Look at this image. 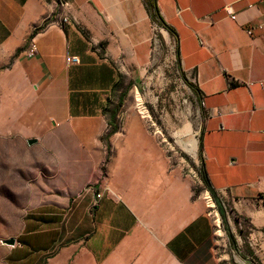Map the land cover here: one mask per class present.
<instances>
[{"label": "crops", "instance_id": "1", "mask_svg": "<svg viewBox=\"0 0 264 264\" xmlns=\"http://www.w3.org/2000/svg\"><path fill=\"white\" fill-rule=\"evenodd\" d=\"M68 1L46 24L54 0H0V148L28 196L7 263L219 264L210 218L147 131L107 137L117 86L164 31L145 0ZM156 2L207 113L202 171L264 264V0Z\"/></svg>", "mask_w": 264, "mask_h": 264}, {"label": "rangeland", "instance_id": "2", "mask_svg": "<svg viewBox=\"0 0 264 264\" xmlns=\"http://www.w3.org/2000/svg\"><path fill=\"white\" fill-rule=\"evenodd\" d=\"M157 24L166 37L158 33L154 61L134 80L123 76L121 92L126 93L122 104L117 106L118 131L127 125L147 131L170 162L171 169L180 172L191 194V203L201 205L213 224L219 264H251L255 249L251 240L253 227L248 219L222 203L226 212L224 219L201 178L200 135L207 113L190 85L193 84L190 76L182 69L174 35L160 22ZM190 136L196 138V143L186 148L180 141H187L186 137ZM0 149V264H8L6 257L12 246L5 242L19 234L28 196L25 182L19 179L18 166L11 165L9 157H2V145Z\"/></svg>", "mask_w": 264, "mask_h": 264}, {"label": "trees", "instance_id": "3", "mask_svg": "<svg viewBox=\"0 0 264 264\" xmlns=\"http://www.w3.org/2000/svg\"><path fill=\"white\" fill-rule=\"evenodd\" d=\"M145 2H146V5L148 7V10L150 11V13L152 15V18L154 19L155 23L160 22V24L170 34H172V35L175 36L174 30L163 20L162 16L160 15L156 0H145ZM186 82H188V81L186 80ZM190 85L192 87H194L195 91L198 94V90L195 88V86L193 84H190ZM119 87H121V84H119L117 86V88H119ZM125 93H121V95L119 96V100L117 102V105H115V110L110 113V119H109L110 129L108 131L107 137H110L111 135L115 134L118 131V126L116 124V117L118 115V107L117 106L122 104V101L124 99ZM200 150H201V148H200ZM201 178L204 181V183L206 184V186L208 187V189H209V191H210V193L212 195V198L214 199L215 203L219 207L220 214L225 219L226 218V212L224 211V208H223V205H222V201L219 199V197L216 195V193L211 189L210 184H209V181H208L205 173L202 171V169H201ZM230 211L233 212L234 210L233 209H230ZM262 231L264 232V229ZM250 262H251V260H250Z\"/></svg>", "mask_w": 264, "mask_h": 264}, {"label": "built area", "instance_id": "4", "mask_svg": "<svg viewBox=\"0 0 264 264\" xmlns=\"http://www.w3.org/2000/svg\"><path fill=\"white\" fill-rule=\"evenodd\" d=\"M54 6H55V9L52 11L50 16H48L46 18V22H45L46 24L52 18V15H55L57 13L58 9H61V14L63 12H65L67 10V8L69 7V1L68 0H54ZM226 11L232 18H234V13H233V11L231 10L230 7H226ZM68 22H69V18L67 16H64V17L61 18V23L62 24H65V23H68ZM155 24H156L155 27L157 29L158 24L157 23H155ZM36 52H37V48H36L35 42H34V40H31L30 43H29V48L27 49V54H28V56L33 57V56L36 55ZM67 63L70 64V65H76V64L80 63V60H79V58L77 56H68L67 57ZM100 196L101 195H99V197Z\"/></svg>", "mask_w": 264, "mask_h": 264}, {"label": "bare ground", "instance_id": "5", "mask_svg": "<svg viewBox=\"0 0 264 264\" xmlns=\"http://www.w3.org/2000/svg\"><path fill=\"white\" fill-rule=\"evenodd\" d=\"M188 140L187 141H184L183 139L180 141V143L186 147V148H192L195 143H196V138L195 137H186ZM218 224H219V221H218ZM219 232V231H218Z\"/></svg>", "mask_w": 264, "mask_h": 264}, {"label": "water", "instance_id": "6", "mask_svg": "<svg viewBox=\"0 0 264 264\" xmlns=\"http://www.w3.org/2000/svg\"><path fill=\"white\" fill-rule=\"evenodd\" d=\"M34 142V141H33ZM33 142H30V143H33ZM7 245H10V246H14L15 245V243H16V241H15V239H9V240H7L6 242H5Z\"/></svg>", "mask_w": 264, "mask_h": 264}]
</instances>
